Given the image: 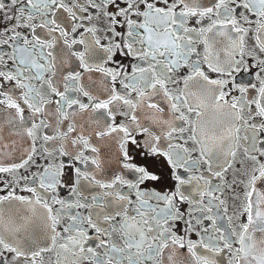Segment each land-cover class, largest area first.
I'll use <instances>...</instances> for the list:
<instances>
[{"label": "snow or ice", "instance_id": "obj_1", "mask_svg": "<svg viewBox=\"0 0 264 264\" xmlns=\"http://www.w3.org/2000/svg\"><path fill=\"white\" fill-rule=\"evenodd\" d=\"M0 17V264H264V0H0Z\"/></svg>", "mask_w": 264, "mask_h": 264}, {"label": "flooded vegetation", "instance_id": "obj_2", "mask_svg": "<svg viewBox=\"0 0 264 264\" xmlns=\"http://www.w3.org/2000/svg\"><path fill=\"white\" fill-rule=\"evenodd\" d=\"M15 14V13H13ZM2 18V17H0ZM5 24H0V30H3L5 28ZM97 27H100L101 25L99 23H97L96 25ZM190 26H196L194 24H191ZM254 27V26H253ZM21 31H24L25 34L26 31L25 30H21ZM102 35V34H101ZM253 33H249V36L247 38V48H248V51L251 53L253 52V50L255 49V43H254V40H253ZM201 52L203 51V48L201 46V48L199 49ZM0 51H7V52H11V49H0ZM255 55L257 56H260L259 52L256 51L255 52ZM202 58V57H200ZM260 58L264 59V56H261ZM117 63H120L119 60H117ZM132 63H135V61H124V64L127 65V64H132ZM249 64H252V63H255V61H248ZM10 67H14V65H10ZM109 67H115V65H110ZM62 74H68V73H75V72H78L80 71L77 64L76 63H73L71 66H67V67H63L62 68ZM186 71V70H185ZM257 71V69H253L251 73H242L240 77H237V81L238 82H242L243 84L245 85H255L257 83L256 79H255V72ZM210 76V78L212 79H222L221 77L219 76H215L213 74H208ZM49 78V77H46V79ZM97 79H99V77H96ZM83 85L85 87H88L89 86V81L87 79H85L83 82ZM239 86V83L238 85ZM117 87L119 88V85H117ZM61 90H63L61 88ZM45 95H48V92H47V88L45 87V89L43 90ZM234 95H237L236 93H234ZM250 95H252L253 97L256 95L255 92H252L250 93ZM79 99H81L83 101V97H78ZM52 99H55V97H52ZM84 103H87V101H83ZM51 107V106H50ZM166 107V106H165ZM118 122H123L122 120H118ZM64 131H66V128L65 129H62ZM48 134H55V133H52V132H49ZM48 147H51V146H48ZM106 153H109V149H104L102 151V155L106 154ZM112 155V159H115V155L114 154H111ZM48 161H52L54 162L55 164H60L61 162L65 163V164H72L73 161L72 160H68V159H64L63 161L59 158V154L58 152L54 153V155L52 157H48L47 158ZM14 162H16L15 160L13 159H8V158H5L3 160V164L4 166H10L11 164H13ZM135 163H138V164H142L143 161H134ZM37 163H46V160L44 158H42L41 160L37 161ZM76 167H80V165H76ZM161 167H162V162H156L155 164H150L149 165V168L150 170L152 171H160L161 170ZM32 171L34 172H39L40 169H33ZM116 171V166L114 164H112L111 162H107L106 161V164H105V172L103 174H97V178L98 179H110L112 178V173ZM121 172L123 171L122 169L120 170ZM20 176H27L28 173L27 172H22L19 174ZM125 177H131V174L130 173H124ZM0 180H7L9 181V183L12 182V178L11 177H5V176H0ZM229 180H231V176H229ZM0 187H4L3 184H0ZM69 187H71V184H69ZM172 187V185L169 183V182H165L164 184L160 185V186H157L156 187V191L160 192L161 194H163L164 192L168 191L169 188ZM153 188V185L151 183H149L148 185L145 186V188H143L142 190H151ZM58 193H59V196L58 198L59 199H64V200H68V199H75V197L72 196L71 192L66 189V188H59L57 189ZM89 192V195L95 193L96 189H88L87 190ZM239 191V189H238ZM18 195H23V196H28L29 194L27 193H17ZM0 195H4V193H0ZM46 195V194H45ZM226 199L228 200V206H229V212L230 214H235L236 212V209L239 207V203L237 201H233L231 199V194H228ZM182 207V211H185L187 210V205H183L181 206ZM83 211V210H82ZM84 215H87L86 212H83ZM69 223L68 220H64L63 221V225L66 227L67 224ZM183 225L180 226V228L178 229V232L181 236L184 235L183 233ZM60 231L62 232L63 229L61 228ZM90 235H95V233H89ZM67 238V237H65ZM193 240L196 239L195 236L192 237ZM44 260V264H56V255L55 253H49V254H46L43 258Z\"/></svg>", "mask_w": 264, "mask_h": 264}]
</instances>
